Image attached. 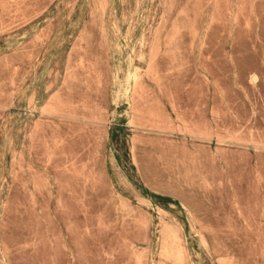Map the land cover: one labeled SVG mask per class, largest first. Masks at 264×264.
<instances>
[{"label":"rangeland","instance_id":"1","mask_svg":"<svg viewBox=\"0 0 264 264\" xmlns=\"http://www.w3.org/2000/svg\"><path fill=\"white\" fill-rule=\"evenodd\" d=\"M0 264H264V0H0Z\"/></svg>","mask_w":264,"mask_h":264}]
</instances>
